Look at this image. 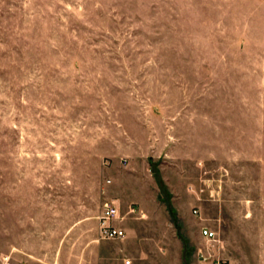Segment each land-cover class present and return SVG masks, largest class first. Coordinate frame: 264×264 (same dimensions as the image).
I'll list each match as a JSON object with an SVG mask.
<instances>
[{
    "label": "rangeland",
    "instance_id": "obj_1",
    "mask_svg": "<svg viewBox=\"0 0 264 264\" xmlns=\"http://www.w3.org/2000/svg\"><path fill=\"white\" fill-rule=\"evenodd\" d=\"M106 201L122 240L98 239ZM10 243L40 264H264V0H0Z\"/></svg>",
    "mask_w": 264,
    "mask_h": 264
},
{
    "label": "built area",
    "instance_id": "obj_2",
    "mask_svg": "<svg viewBox=\"0 0 264 264\" xmlns=\"http://www.w3.org/2000/svg\"><path fill=\"white\" fill-rule=\"evenodd\" d=\"M134 209L131 210V213H134ZM194 213H196L194 211ZM98 222V239L100 241L104 240H122L125 238V230L118 226V222L120 221V212L118 206L114 201H106L102 204L100 215L97 218ZM202 238L211 243L216 241V232L203 227L201 229ZM202 262L206 263L208 258L202 254ZM0 264H13L12 260L9 256H2ZM128 264V261H126ZM210 264H226L225 262H221L220 260L212 261Z\"/></svg>",
    "mask_w": 264,
    "mask_h": 264
},
{
    "label": "crops",
    "instance_id": "obj_3",
    "mask_svg": "<svg viewBox=\"0 0 264 264\" xmlns=\"http://www.w3.org/2000/svg\"><path fill=\"white\" fill-rule=\"evenodd\" d=\"M54 218H50V222L52 223ZM42 223V222H41ZM71 236V237H70ZM74 233H67L66 235V239H67V248H71V250H74ZM44 239V238H43ZM47 239V238H46ZM86 251H95V247H92L90 249H87ZM85 251V252H86ZM84 252V253H85ZM99 252V250H98ZM9 256L12 260L13 264H18L17 261H19L20 259L23 260L24 264H40L43 261L39 258H34L33 256H30V253H25L22 248L19 245H15V244H9V249H8V253L5 254L4 256ZM100 255V254H98ZM1 258L0 257V262H1ZM44 263V262H43ZM99 264H103L102 262H100Z\"/></svg>",
    "mask_w": 264,
    "mask_h": 264
}]
</instances>
